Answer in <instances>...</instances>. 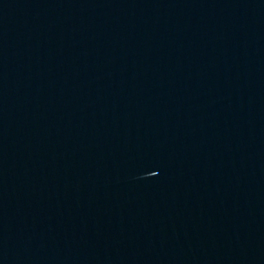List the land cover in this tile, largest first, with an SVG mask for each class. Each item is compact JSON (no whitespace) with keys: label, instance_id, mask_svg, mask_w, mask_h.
<instances>
[{"label":"water","instance_id":"obj_1","mask_svg":"<svg viewBox=\"0 0 264 264\" xmlns=\"http://www.w3.org/2000/svg\"><path fill=\"white\" fill-rule=\"evenodd\" d=\"M0 264H264V0H0Z\"/></svg>","mask_w":264,"mask_h":264}]
</instances>
